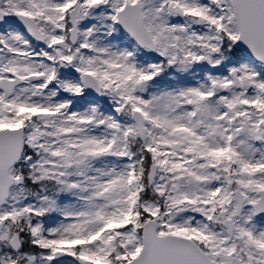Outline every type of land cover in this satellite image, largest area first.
I'll list each match as a JSON object with an SVG mask.
<instances>
[{
    "label": "snow or ice",
    "instance_id": "1",
    "mask_svg": "<svg viewBox=\"0 0 264 264\" xmlns=\"http://www.w3.org/2000/svg\"><path fill=\"white\" fill-rule=\"evenodd\" d=\"M0 264H264V0H0Z\"/></svg>",
    "mask_w": 264,
    "mask_h": 264
}]
</instances>
